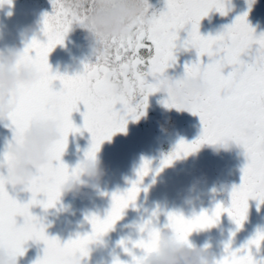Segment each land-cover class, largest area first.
<instances>
[{
  "label": "snow or ice",
  "instance_id": "snow-or-ice-1",
  "mask_svg": "<svg viewBox=\"0 0 264 264\" xmlns=\"http://www.w3.org/2000/svg\"><path fill=\"white\" fill-rule=\"evenodd\" d=\"M76 0H52L53 11L45 14L42 33L46 40L33 38L24 48V63L40 73L39 80L19 91L17 107L9 118L14 126V139L22 137L33 121L58 119L61 121L62 139L49 150L51 163L38 168L26 185L32 193L27 204H21L12 198L7 189V177L0 176V249H6L10 256L24 254L26 241L37 240L45 244L44 255L36 264H80L81 257L89 252V244L97 241L121 219L123 210L134 203L140 188L138 184L149 171V162L145 161L138 172L140 180L133 182L125 193L112 195V207L108 215L101 219L91 216L89 222L92 232L83 237L61 243L57 238L45 234L39 218L29 211L31 205L40 204L44 208L54 207L60 196V186L78 170V166L69 171L61 161L67 145L69 133L80 132L71 119L74 111H80L83 105V128L91 133L92 146L86 152V158H94L100 145L116 132L125 131L126 118L139 119L144 115L148 96L158 91V83L176 61L179 31L190 24L188 37L183 41L184 48H194L197 61L185 65V76L203 75L209 83L206 95L186 101L183 106L167 99L169 108L187 110L198 115L203 131L199 139L192 143L183 140L176 150L168 156L162 166L172 163L181 154L188 155L204 144H215L225 137H231L242 146L248 159L243 168L242 183L231 192V206L225 208L217 204L211 215L202 212L192 219L182 214L169 213L166 227L176 236L187 242L189 235L197 229L213 226L221 214L227 212L237 226H242L248 212L249 199L264 203V35L256 37L254 30L247 23V13L238 16L233 24L216 36H202L199 24L212 9L226 15L225 0H166V11L153 15L150 23L143 26L136 35L109 41L107 55L98 57L94 63H85L83 71L74 76L53 73L48 63V56L57 45H63L66 34L80 16L79 10L71 6ZM11 0H0V6ZM258 47L253 51L252 45ZM207 57L204 63L201 57ZM250 57V62L242 57ZM231 70L225 75V69ZM113 74L127 85L126 94L117 100L111 95L107 77ZM149 77L152 82H149ZM54 81L60 82L59 90ZM123 111H117V104ZM256 125L258 135L242 138L240 129ZM10 148V144H9ZM8 150L3 155L0 165L6 164L10 172L11 154ZM56 163H53V162ZM43 193L46 200H37ZM155 215V214H154ZM17 217L23 218L18 224ZM147 231V239L135 243V247L144 250L145 255L133 256V264H144L148 253L154 250L159 229L146 222L140 229ZM264 241V234L250 242L259 247ZM126 252H129L125 248ZM218 264H256L250 250L230 251ZM131 254V253H129ZM115 264H122L118 259Z\"/></svg>",
  "mask_w": 264,
  "mask_h": 264
},
{
  "label": "flooded vegetation",
  "instance_id": "flooded-vegetation-1",
  "mask_svg": "<svg viewBox=\"0 0 264 264\" xmlns=\"http://www.w3.org/2000/svg\"><path fill=\"white\" fill-rule=\"evenodd\" d=\"M149 3L150 15L158 16L166 11V0H149ZM225 8L226 15L214 8L201 19L199 32L202 36H216L245 13L254 35L257 38L264 35V0H225ZM190 29L191 25L188 24L179 31L177 49L174 51L176 61L166 69V75L184 76L185 65L197 61L196 50L182 46ZM31 32H34L33 26ZM85 35L80 28L73 26L70 29L63 47L57 45V53L52 54L53 61H48L53 73L74 76L83 71L85 63L95 62ZM36 38L46 40L43 33ZM24 40L22 38L19 44ZM257 47V44H253V51ZM3 49L5 47H1ZM199 59L208 62L206 56ZM242 59L250 62L248 56ZM230 70L226 68L225 75ZM149 82H152L151 77ZM54 85L59 90L60 82L54 81ZM166 100V94L159 91L149 95L147 107L143 110L145 114L139 119L128 116L125 131L116 132L102 142L95 153L105 170L98 189H86L84 195L76 199L61 197L54 207L44 208L40 204L30 206L29 211L39 218L48 237L57 238L62 244L83 237L92 232L89 218L95 215L104 219L111 210L112 195L130 189L133 182L140 180L138 172L144 162H149L150 171L138 184L140 192L135 202L123 210L121 219L107 233L89 244L88 255L81 257L80 264H115L117 259L122 264H133V256L145 255L143 249L134 245L141 239H147V231L140 230L146 222L150 221L159 231H168L170 228L166 225L169 213L192 219L202 212L211 215L217 204L225 208L231 206V192L242 183V170L248 163L244 149L234 144L230 151L216 154L212 144L204 143L197 151L181 154L170 165L162 166V162L176 150L181 140L192 143L199 139L203 131L198 115L169 108L164 103ZM79 107L80 111H74L71 119L81 131L69 133L61 156V161L69 171L86 158L85 154L92 146L91 133L83 128V105ZM115 108L123 111L119 103ZM162 126L164 131L161 130ZM13 139L14 126L11 121L0 120V161ZM5 170L8 171L6 164L0 165V176L4 175L2 171ZM8 187L17 191L16 186L6 184ZM18 187L22 188V192L18 191L14 199L21 204L29 203L32 193L26 190V186ZM36 198L46 200L43 193ZM17 222L22 224L23 218L17 217ZM258 234H264V203L250 198L242 226L238 227L224 212L213 226L194 230L188 240L196 247L205 248L210 253L212 264H218L228 254L226 246L230 251L243 250L246 253L250 250L256 264H264V241L260 242L259 247L250 244ZM23 247L25 251L17 257L18 264H36L44 255L43 241L28 240Z\"/></svg>",
  "mask_w": 264,
  "mask_h": 264
},
{
  "label": "clouds",
  "instance_id": "clouds-1",
  "mask_svg": "<svg viewBox=\"0 0 264 264\" xmlns=\"http://www.w3.org/2000/svg\"><path fill=\"white\" fill-rule=\"evenodd\" d=\"M79 10L80 16L72 25L82 29L86 35L91 55L103 57L109 50V41L129 38L150 23L151 5L149 0H76L71 5ZM40 78L36 68L24 63V48L0 50V120H9L15 112L19 91L22 87L35 84ZM111 95L117 100L127 92V85L113 74L107 77ZM209 83L203 75L173 77L164 74L158 83V91L166 94L167 99L183 106L186 101L206 95ZM177 109V108H176ZM61 121L48 119L33 121L22 137L10 143L11 165L7 178L9 184L26 186L34 171L51 163L49 150L62 139ZM162 131L165 129L162 126ZM242 138L258 135L256 125L242 127ZM238 145L231 137H225L212 144L216 154L228 152ZM105 176L101 162L96 158H85L74 175H70L60 186L61 197L79 198L86 189H98ZM0 264H18L6 249H0ZM144 264H212L210 253L181 241L173 230L159 231L153 251L148 253Z\"/></svg>",
  "mask_w": 264,
  "mask_h": 264
},
{
  "label": "rangeland",
  "instance_id": "rangeland-1",
  "mask_svg": "<svg viewBox=\"0 0 264 264\" xmlns=\"http://www.w3.org/2000/svg\"><path fill=\"white\" fill-rule=\"evenodd\" d=\"M52 9V0H11L10 5L5 3L0 6V50L1 47L5 49L25 48L33 38L42 33L44 15L51 14ZM32 26L34 32H31ZM22 38L25 40L19 44ZM39 40L44 41L42 38ZM55 48L49 54L48 61H53L52 54L58 51ZM2 172L8 175L7 170ZM18 186H16L17 191L12 187L6 188L12 198H16L19 192H22V188Z\"/></svg>",
  "mask_w": 264,
  "mask_h": 264
}]
</instances>
